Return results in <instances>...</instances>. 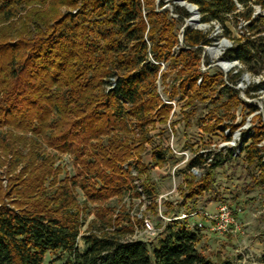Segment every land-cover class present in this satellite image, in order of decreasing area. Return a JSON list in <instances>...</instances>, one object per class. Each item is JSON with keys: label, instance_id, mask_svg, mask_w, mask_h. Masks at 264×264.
I'll return each instance as SVG.
<instances>
[{"label": "trees", "instance_id": "1", "mask_svg": "<svg viewBox=\"0 0 264 264\" xmlns=\"http://www.w3.org/2000/svg\"><path fill=\"white\" fill-rule=\"evenodd\" d=\"M186 1L197 5L203 23H223L227 16L238 14L247 21L246 36L223 53L224 59L245 66L231 74L228 83L219 72L198 70L199 53L212 41L208 33L185 27L187 48L171 54L177 42L174 28L188 16L182 7L176 6L177 17L169 19L166 12L155 10L153 0H145V6L141 0H0V23H4L0 25V132H5L0 146L22 168L13 177L21 183L18 199L9 205L0 203V264H54L55 259L46 261L49 252L65 254L64 264H236L202 254L197 248L199 234L184 219H173L167 236L151 250L142 240L126 239L143 225V218H131L123 204L118 210L109 205L111 198L121 201L126 192L139 198L143 193L150 199L147 208L157 215L155 185L143 177L149 165L142 154L152 141L149 126L165 123L172 106L156 92L159 65L147 60L148 51L156 62L170 58L177 68L181 82L174 93L180 91L186 98L185 130L199 101L212 104L211 114L199 118L204 130L214 131L221 122L234 119L232 108L241 103L234 86L242 71L258 75L264 68V15H253L251 9L240 12L237 3L247 0ZM45 2L48 10L36 6ZM257 2L264 7V0ZM60 5L75 12H61ZM261 86L253 83L245 93L254 96L250 91ZM224 126H231V132L235 127ZM263 136L260 121L242 146L247 174L256 167L261 170L244 190L264 182L260 153L264 147L259 145ZM44 143L71 153L78 164L76 173L66 172L60 178L63 167L55 165V155L41 150ZM210 156V152L196 153L185 166V213L195 210L198 196L215 190L216 163L211 159L206 164ZM152 158L154 165L165 161L160 149L152 152ZM205 164V172L197 178L191 169ZM137 178H143L141 192L133 183ZM76 187L82 189L86 203L97 204L82 234L87 204L80 206ZM232 200H237V193ZM167 205L163 214L173 217ZM78 239L83 241L81 249Z\"/></svg>", "mask_w": 264, "mask_h": 264}, {"label": "rangeland", "instance_id": "2", "mask_svg": "<svg viewBox=\"0 0 264 264\" xmlns=\"http://www.w3.org/2000/svg\"><path fill=\"white\" fill-rule=\"evenodd\" d=\"M141 1L144 2L145 6V0ZM178 1L153 0L155 10L166 12L169 19L177 17L176 6L182 7L188 12V16L179 21L174 28L177 42L173 45L171 54L176 55L180 48H187L183 43L182 28L184 25V28L199 29L208 33L212 41L209 45H205L199 53L198 70L202 74L219 72L222 74V79L228 83L227 78L236 70L245 69V66L236 59H224L223 53L227 48L238 43L242 36H246L248 33L247 21L241 14H238L237 16H227L223 23L218 21L203 23L200 21L201 14L197 5L181 0L188 2L195 8V15L199 21V25H188L186 21L191 13ZM160 2H163V5L159 6ZM47 3L36 4V6L48 10L49 5ZM58 8L61 12H75L74 9L64 5H60ZM237 8L242 13L251 9L253 15H264V7L257 0H247L245 4L237 3ZM145 10H143V15ZM0 25H4V23H0ZM96 30L98 31L99 28L96 27ZM221 43L223 45H220ZM169 59L156 62L151 52H147V60L159 65L155 80L156 92L164 103H169L172 106L165 123L156 122L149 126L152 141L145 144L146 150L142 154L143 162L149 165L148 171L143 177L155 185V200L158 204L157 215L147 208L150 199L143 193L139 198L134 197L130 192H126L121 201L118 200V197L111 198L109 205L118 210L123 204L124 211L131 218L142 217L143 225H140L133 234L126 236V239L142 240L150 250L153 249L162 238L167 236L168 225L173 223V219H168V216L163 214L169 208L167 204L171 205L173 217L185 213L182 190L185 186L184 179L187 172L185 166L188 160L200 151H209L211 159L216 163L214 167L215 190L198 196L195 210H214L217 203L227 202L228 205L230 203L231 209H240L235 212L236 225H233L232 232L211 230L209 220L202 213L177 220L184 219L186 224L199 234L200 242L197 244V248L206 257L212 260L223 258L236 264H264V182L252 183L248 190L243 189V186L252 180L251 176H257L261 170L256 167L252 171V175L249 176L247 174V162L244 160L242 152L244 141H248L253 134V127H256L260 121L264 123L262 115L264 113V68L258 75L247 70L242 71L238 83L234 86L241 100L237 107L232 108L234 119L221 122L214 131L204 130L199 118L211 114L212 104L199 101L191 125L185 130L182 110L186 98L181 97L180 91L174 93V89L180 84L181 78H176L177 68L172 66ZM201 79V77L197 79V85L201 83ZM258 82H261L262 86L257 91H250L254 96L249 97L245 90L251 87L253 83ZM259 113H261V117H258ZM224 123L235 126L232 132L229 130L231 126H224ZM163 129L166 131L161 133L160 131ZM3 133L5 134L4 131L0 132L1 138H3ZM259 145L264 147V136ZM155 149H160L164 155L165 161L161 165H154L152 152ZM41 150L55 155V165L60 164L63 167L60 178H63L66 172L69 175L76 173L78 164L71 153L57 151L46 146L45 143L41 146ZM181 153H187L188 156ZM260 153L264 163V149ZM42 156L44 157V155ZM210 163L212 162L207 160L206 164L209 165ZM206 164L205 166L193 167L191 172L197 178L200 177L206 170ZM20 168L21 164L14 165L10 154L4 151L3 146H0V203L9 205L18 199L19 196L16 191L21 188V183L14 182L13 177L20 170L22 171ZM21 173L24 174V177L27 176L26 172ZM131 173L136 175V170L133 167ZM142 179L137 178L133 181L140 192ZM74 192L82 207L86 203L82 189L76 187ZM234 193H237V200H232ZM216 195L218 196L217 199L214 198ZM86 204L87 210H83L82 213L83 224L80 234L87 232L94 218V207L97 206V204L90 202ZM157 216L161 217L162 220H159ZM197 223H203V225L201 227L192 226V224ZM148 224L152 227L150 231L154 233L147 231ZM77 246L80 249L83 247L82 239L77 240ZM51 259H55L54 264H64L67 257L58 252H49L46 255V261Z\"/></svg>", "mask_w": 264, "mask_h": 264}, {"label": "built area", "instance_id": "3", "mask_svg": "<svg viewBox=\"0 0 264 264\" xmlns=\"http://www.w3.org/2000/svg\"><path fill=\"white\" fill-rule=\"evenodd\" d=\"M207 152L209 151H200L199 153H207ZM181 154H185L186 156H188L187 153H181ZM207 160L210 161L211 157L208 158ZM238 210L240 209H231V206L228 205L227 202H220L217 203L216 208L214 210L196 209L191 213L183 212L181 213V215L179 214L176 217H168V219L186 218L202 213L209 220V228L211 230H215L218 232H232L233 225H236L235 212H237ZM202 225L203 223L192 224V226H197V227H201ZM146 228L148 232L154 233L150 231L152 230V227H150L149 224L147 225Z\"/></svg>", "mask_w": 264, "mask_h": 264}, {"label": "bare ground", "instance_id": "4", "mask_svg": "<svg viewBox=\"0 0 264 264\" xmlns=\"http://www.w3.org/2000/svg\"><path fill=\"white\" fill-rule=\"evenodd\" d=\"M178 2H180V4L183 5L184 7H186L191 13V15L187 19L186 23L188 25H196V24L199 25L198 24V22H199L198 18L195 15V8L191 4H188V2H182L181 0H179ZM220 45H223V44L221 43ZM223 67L226 68L225 66H223Z\"/></svg>", "mask_w": 264, "mask_h": 264}, {"label": "water", "instance_id": "5", "mask_svg": "<svg viewBox=\"0 0 264 264\" xmlns=\"http://www.w3.org/2000/svg\"><path fill=\"white\" fill-rule=\"evenodd\" d=\"M185 26V25H184ZM184 26H183V28H184ZM183 28H182V30H183Z\"/></svg>", "mask_w": 264, "mask_h": 264}]
</instances>
